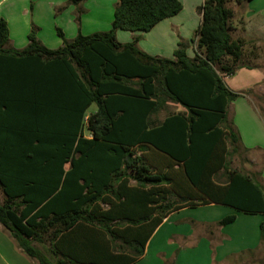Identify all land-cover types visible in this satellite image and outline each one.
Masks as SVG:
<instances>
[{"label": "trees", "instance_id": "16d2710c", "mask_svg": "<svg viewBox=\"0 0 264 264\" xmlns=\"http://www.w3.org/2000/svg\"><path fill=\"white\" fill-rule=\"evenodd\" d=\"M228 1L203 0L192 56L181 40L161 57L139 49L138 37L116 38L119 29L149 31L180 11L179 0H117L108 30L67 39L57 27L54 49L33 24L25 47H8L0 17V225L28 258L132 264L183 207L264 212L256 173L231 166L240 137L228 107L252 91L223 80L248 59ZM82 2L66 1L77 25ZM168 101L182 110L157 119Z\"/></svg>", "mask_w": 264, "mask_h": 264}, {"label": "crops", "instance_id": "0c3cea01", "mask_svg": "<svg viewBox=\"0 0 264 264\" xmlns=\"http://www.w3.org/2000/svg\"><path fill=\"white\" fill-rule=\"evenodd\" d=\"M66 1L0 0V17L6 20L9 28L7 46L25 47L32 24L36 26V37L51 49L61 45L57 27L67 39H72L78 30L90 34L110 28L117 0L79 3L82 9L79 25L75 20L76 6ZM179 1L182 8L175 15L160 20L149 31L119 29L117 40L128 42L138 37L139 49L161 57H171L181 40L193 43L186 50L192 56L203 0ZM227 4L233 11V37L244 39L248 59L260 58L257 48L264 43V0H229ZM223 80L233 91H252L229 104L228 116L240 137V148L263 156L261 164H264V114L260 110L262 106L264 112V64L247 62L232 75L223 76ZM252 172L264 186V166L262 171L259 168ZM189 210L195 211L189 214ZM228 214L235 215L234 221L218 225V221ZM260 223L264 225V212L246 213L217 203L183 207L164 218L147 240L143 254L132 264H264ZM35 246L40 248L42 245ZM0 264H36L20 251L1 225Z\"/></svg>", "mask_w": 264, "mask_h": 264}, {"label": "rangeland", "instance_id": "374dc122", "mask_svg": "<svg viewBox=\"0 0 264 264\" xmlns=\"http://www.w3.org/2000/svg\"><path fill=\"white\" fill-rule=\"evenodd\" d=\"M190 44H191V46L193 45V43H189V45ZM193 48H195V47H193ZM257 51L261 55V57L257 58V59H252V58L247 59L248 63L255 64L257 61V63L264 64V43H262L261 46H259V49L257 48ZM260 108H261L260 110L264 114L262 106H260ZM94 109H95V105L92 104L90 106V110H94ZM179 110H182V107L180 105H178L174 102L168 101L166 106H165V109L161 110L156 115V118L162 119L167 113L177 112ZM84 133L86 135L89 134L86 130L84 131ZM262 160H263V156H258L254 152H247V151L245 152L240 148L239 152L233 156L231 166L239 168L240 170H243L245 172L257 171L259 168L262 171V167L264 166V164H261ZM3 198H4V196H3V193L0 189V202H2ZM194 211L195 210H189L187 213L192 214V213H194ZM36 245H39V244H36ZM40 248L43 249L42 246H40ZM46 256H47L50 264H53L54 258L50 257V255L48 253L46 254ZM35 261H36V264H39V262L37 260H35ZM228 264H234V263H228Z\"/></svg>", "mask_w": 264, "mask_h": 264}]
</instances>
